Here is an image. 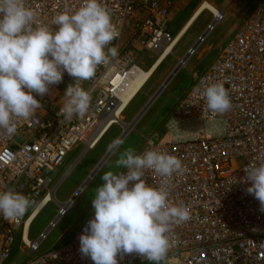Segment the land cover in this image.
I'll return each mask as SVG.
<instances>
[{
    "label": "built area",
    "instance_id": "built-area-1",
    "mask_svg": "<svg viewBox=\"0 0 264 264\" xmlns=\"http://www.w3.org/2000/svg\"><path fill=\"white\" fill-rule=\"evenodd\" d=\"M26 3L37 12L40 23L57 30L58 26L51 24L52 19L63 12H75L83 0H26ZM101 3L111 12L119 31V37L110 45L118 47L119 54L101 65L92 80L80 82L92 97L86 116L64 120L58 115L66 102L68 85L75 82L65 73L62 83L51 85L43 97L36 96L43 108L30 119L19 120L14 135L0 133V191L15 190L35 199L38 206L52 196L49 203L55 201L59 205L57 215L36 240L30 239L32 224L27 236L25 228L38 206L27 218L18 221L9 223L0 217V264H7L12 258L18 233L24 249L38 253L75 202L84 186L67 202L60 203L56 192L62 179L52 187L54 174L75 148L83 146V152L94 149L103 139L93 144L96 136L105 134L112 125H119L120 116L129 107L125 106L117 115L123 96L132 80L146 72L138 64L137 50L157 55L152 67L175 40L176 35L169 29V9L162 2L101 0ZM208 11L213 21L179 60L172 74L186 64L216 25L224 21V11ZM174 48L167 56L173 54ZM216 82L224 83L232 102L231 110L224 114L208 110L202 95ZM210 125L219 131L210 133ZM150 149L182 161L184 171L174 174L169 201L191 210L190 220L173 226L174 243L166 264H264V211L260 202L247 193L251 182L246 180L244 170L250 164H264V0L207 70L196 78L187 95L178 100L164 131L149 134L137 154ZM9 154L13 159H9ZM144 179L152 186L161 180L159 176L153 177L151 170L146 171ZM93 218L94 209L67 244L26 264H93L79 251V237ZM118 260L119 264L148 261L135 253L118 256Z\"/></svg>",
    "mask_w": 264,
    "mask_h": 264
},
{
    "label": "clouds",
    "instance_id": "clouds-1",
    "mask_svg": "<svg viewBox=\"0 0 264 264\" xmlns=\"http://www.w3.org/2000/svg\"><path fill=\"white\" fill-rule=\"evenodd\" d=\"M51 24L58 29L40 23L26 0H0V133L9 137L17 132L19 120H28L43 108L36 96L43 97L51 85L62 83L65 73L75 82L68 85L58 115L64 120L83 119L92 97L80 82L92 80L101 65L119 54L118 47L110 46L119 31L101 0H83L78 10L60 13ZM202 95L214 114L232 108L223 82L211 84ZM217 131L215 125L209 126L210 133ZM122 143L117 138L109 149ZM9 159H13L11 154ZM115 164L126 171L102 175L104 183L94 189V218L79 237V251L93 264H119L118 256L133 253L164 264L174 243L173 226L191 219L188 206L169 201L172 178L184 171L182 161L156 149L137 154L129 147ZM148 170L161 178L158 185H149L144 179ZM244 170L251 182L247 193L264 211V164H250ZM35 206L38 202L29 196L12 189L0 191V217L9 223Z\"/></svg>",
    "mask_w": 264,
    "mask_h": 264
},
{
    "label": "rangeland",
    "instance_id": "rangeland-1",
    "mask_svg": "<svg viewBox=\"0 0 264 264\" xmlns=\"http://www.w3.org/2000/svg\"><path fill=\"white\" fill-rule=\"evenodd\" d=\"M165 1L164 4L169 7L171 12L170 26L174 32L173 35H178L188 18L207 1L209 4L212 3L217 10H224L225 19L223 22L217 24L215 29L206 37L205 41L199 45L194 55L177 71V74L173 76L168 85L155 98L156 100L154 99L155 102L153 101L152 106L150 105L142 113L141 119L137 120L136 125H133L134 127H132V130L125 137L122 138L124 135L123 127L115 125L98 145L96 144L97 146L94 149L83 152V146H78L67 156L63 165L54 174L52 187L62 179L56 192L57 201L60 203L67 202L69 198L79 191L80 187L84 186L82 192L78 194L67 214L62 217L56 228L49 234L48 239L44 242L38 253L31 254L25 250L20 234H16L13 255L7 264H26L42 253L64 246L74 237L84 219L93 210L94 189L102 186L104 183L102 175L108 171H124L123 168H118L115 164L120 153L129 147L134 148L136 153H138L149 134L154 131H161V133L164 131V125L170 120L173 111L177 107L178 100H182L187 95L194 85L196 78L204 72L228 42L235 37L260 2V0ZM174 2H179V4H174ZM208 10H205L204 13L202 11L201 17L182 40L177 43L173 54L153 74L143 90L129 105L122 119L125 124L128 125L133 122L146 108L150 100L155 97L157 89H160L162 86V81L166 78L164 74L173 67H176L178 60L183 58L188 50L196 44L198 36L203 34L207 25L213 21L212 14ZM137 57L138 64L143 70L147 71L154 63L157 55L139 51ZM117 138H122L123 143L118 148L109 149V145ZM96 142L97 140L94 144ZM87 180L89 181L87 182ZM35 207L30 208L24 217L27 218ZM58 208V203L53 201L42 210L32 223L30 239L36 240L38 238L39 234L47 228L49 222L55 218ZM138 264H154V262L145 261Z\"/></svg>",
    "mask_w": 264,
    "mask_h": 264
},
{
    "label": "bare ground",
    "instance_id": "bare-ground-1",
    "mask_svg": "<svg viewBox=\"0 0 264 264\" xmlns=\"http://www.w3.org/2000/svg\"><path fill=\"white\" fill-rule=\"evenodd\" d=\"M207 8V9H206ZM210 10L214 13H217L216 9L209 3L207 2H204L201 7L197 10V12L192 16L190 22H188V24L183 27V31L180 32V34L178 36L175 37V40L173 42V44L166 50V52L162 53L157 61L155 62V64L149 69L147 70L146 72H143L142 75L134 78L132 80V83L131 85L129 86L128 90L126 91L125 95L123 96L122 98V104L117 112V115L119 114L120 110L124 109V107L128 106L130 101L134 100V98L141 92L142 88L145 87V85L148 83L147 80H150V78L152 77L154 71L159 67V65L166 59L167 57V54L172 51V49L177 45V43L179 42V39L183 36V34L187 31V29L189 28V26L193 23V21L201 14V12L203 10ZM204 10V11H205ZM177 74V73H176ZM147 82V83H146ZM146 83V84H145ZM145 84V85H144ZM144 86V87H143ZM157 93V92H156ZM156 100V99H155ZM155 102V101H154ZM152 106V105H151ZM150 107V106H149ZM142 116V115H141ZM141 116L139 119H141ZM119 118V117H118ZM123 116L121 115L120 116V121L118 122L119 125H121L124 129V135L122 136V138L124 136H126L131 130H132V127H134L133 125H130V124H125L123 122ZM138 119V120H139ZM138 121H136L137 123ZM136 125V124H135ZM115 126V125H112L106 132H104L105 134H102L100 136H96L94 138V140L92 141V143L94 144V142L97 140L100 141L110 130L111 128ZM121 138V139H122ZM97 169V168H96ZM98 171V170H97ZM96 173V172H95ZM87 179V178H86ZM82 192V191H81ZM52 201L53 198L52 196H50L49 198H47L46 200H44L39 206L38 208L33 212V214L30 216V218L27 220L26 222V228H25V233H26V236L28 235V232L30 230V225L32 224V222H34V220L38 217V215L42 212V210L48 205L49 201Z\"/></svg>",
    "mask_w": 264,
    "mask_h": 264
},
{
    "label": "crops",
    "instance_id": "crops-1",
    "mask_svg": "<svg viewBox=\"0 0 264 264\" xmlns=\"http://www.w3.org/2000/svg\"><path fill=\"white\" fill-rule=\"evenodd\" d=\"M158 1H160V2L163 1V2H162L163 4L166 2L165 0H162V1H161V0H158ZM174 1H177V0H174ZM260 1H261V0H260ZM207 2H208V1H207ZM174 4H179V2H176V3L174 2ZM201 4H202V3H201ZM164 5H165V4H164ZM211 5H212V3H211ZM165 6H166V5H165ZM212 6H213V5H212ZM166 7H167V6H166ZM213 7H214V6H213ZM167 8L169 9V7H167ZM214 8H215V7H214ZM180 9H181V8H180ZM197 9H198V8H197ZM197 9H196V10L194 11V13L188 18V20H187L186 23L183 25V27H185V26L188 24V22H190L192 16L197 12ZM215 9L217 10V8H215ZM219 10H220V9H219ZM222 11H224V10H222ZM224 12H225V11H224ZM203 13H204V11H203ZM203 13L201 12V14H200V15H199V16L193 21V23L189 26V28L187 29V31H186V32L183 34V36L179 39V42H180V40H182V38H183V37L189 32V30L193 27V25L197 22V20L201 17V15H202ZM170 17H171V12H170V10H169V29H170L171 32H173V30L171 29V26H170V23H171V19H170ZM183 27L181 28L180 32L183 31V29H184ZM180 32H179V34H180ZM173 33H174V32H173ZM177 34H178V33H177ZM179 34H178V35H179ZM178 35H176V36H178ZM127 37H128V36L125 37V40L127 39ZM198 37H199V36H198ZM174 50H175V48H174ZM174 50H173V52H174ZM139 51H140V49L137 50V53H138ZM171 55H172V54H171ZM169 56H170V55H169ZM169 56L166 57V59H165L160 65H159V67L154 71L153 74H155V72L158 71V70L162 67V65H163L164 62L168 59ZM180 59H181V58H180ZM180 59H179V60H180ZM215 59H216V58H215ZM179 60H178V62H179ZM177 65H178V63H177ZM177 65H176V66H177ZM210 65H211V63H210ZM210 65H208V67H209ZM208 67H207V68H208ZM207 68L204 70V72L207 70ZM174 69H175V67H173L172 69L168 70V71L164 74V76H166V78L162 81V85H163L164 82L170 77V75L172 74V72H173ZM204 72H203V73H204ZM203 73H202V74H203ZM202 74H201V75H202ZM152 76H153V75H152ZM145 86H146V85H145ZM160 88H161V87H160ZM142 90H143V89H142ZM142 90H141V91H142ZM158 91H159V89H157V92H158ZM156 94H157V93H156ZM136 97H137V96H136ZM136 97H135V98H136ZM135 98H134V99H135ZM151 100H152V99H151ZM131 103H132V102H131ZM131 103H130V104H131ZM152 103H153V102H152ZM130 104H129V105H130ZM150 105H151V104H150ZM148 108H149V107H148ZM132 124H133V122L130 123V125H132ZM154 132H155V131H154ZM123 133H124V132H123ZM124 137H125V136H124Z\"/></svg>",
    "mask_w": 264,
    "mask_h": 264
},
{
    "label": "water",
    "instance_id": "water-1",
    "mask_svg": "<svg viewBox=\"0 0 264 264\" xmlns=\"http://www.w3.org/2000/svg\"><path fill=\"white\" fill-rule=\"evenodd\" d=\"M176 74V72L175 73H173L165 82H164V84L161 86V88L159 89V91L157 92V94L155 95V97L153 98V100L151 101V103L150 104H152V102L154 101V99L156 98V97H158V95L161 93V91L168 85V83L171 81V79L173 78V76ZM150 106V105H149ZM122 140V139H121Z\"/></svg>",
    "mask_w": 264,
    "mask_h": 264
},
{
    "label": "trees",
    "instance_id": "trees-1",
    "mask_svg": "<svg viewBox=\"0 0 264 264\" xmlns=\"http://www.w3.org/2000/svg\"><path fill=\"white\" fill-rule=\"evenodd\" d=\"M181 41V40H180Z\"/></svg>",
    "mask_w": 264,
    "mask_h": 264
}]
</instances>
